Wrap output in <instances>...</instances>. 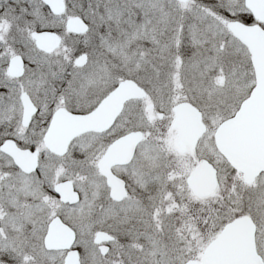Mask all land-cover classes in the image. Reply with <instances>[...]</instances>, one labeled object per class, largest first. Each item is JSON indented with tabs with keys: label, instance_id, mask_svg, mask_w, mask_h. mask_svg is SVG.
Masks as SVG:
<instances>
[{
	"label": "snow or ice",
	"instance_id": "6c2138e0",
	"mask_svg": "<svg viewBox=\"0 0 264 264\" xmlns=\"http://www.w3.org/2000/svg\"><path fill=\"white\" fill-rule=\"evenodd\" d=\"M0 264H264V0H0Z\"/></svg>",
	"mask_w": 264,
	"mask_h": 264
}]
</instances>
